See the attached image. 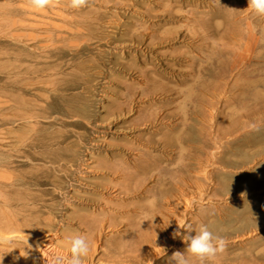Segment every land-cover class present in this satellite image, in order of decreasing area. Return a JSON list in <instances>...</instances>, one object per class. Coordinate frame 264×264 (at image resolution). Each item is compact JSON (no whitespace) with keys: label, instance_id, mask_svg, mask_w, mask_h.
I'll return each instance as SVG.
<instances>
[{"label":"rangeland","instance_id":"374dc122","mask_svg":"<svg viewBox=\"0 0 264 264\" xmlns=\"http://www.w3.org/2000/svg\"><path fill=\"white\" fill-rule=\"evenodd\" d=\"M19 4L28 7L26 0H0L2 86L6 58L41 62L34 57L40 52L7 46L6 10L26 22L40 23L27 14L53 21L60 29H21L61 33L77 49L49 59L56 65L52 85L30 125L15 118L14 106L0 110V237L8 242L0 245V264H47L29 243L46 233L68 249L73 232L87 236L88 264H174L173 253L187 247L185 224L193 236L203 224L228 241L208 264H264V17L246 11L248 0H88L79 10L59 0L42 16ZM240 52L247 57L231 74ZM188 152L201 164L189 169L192 178L180 172ZM156 235L161 242H153ZM138 239L148 251L162 248L143 261L124 251Z\"/></svg>","mask_w":264,"mask_h":264},{"label":"bare ground","instance_id":"6f19581e","mask_svg":"<svg viewBox=\"0 0 264 264\" xmlns=\"http://www.w3.org/2000/svg\"><path fill=\"white\" fill-rule=\"evenodd\" d=\"M24 1V0H23ZM19 6L20 8L22 9H29V11L31 10L33 13H37V14H41V16L43 15L44 11H40V12H37L35 11L34 9H32L31 7H26V5L24 4H19L17 5ZM16 7V6H15ZM16 9V8H15ZM11 9L10 10H6L4 11L3 13V22H2V29H3V36L5 39L8 40V43L7 46H9V43L11 44V42H14L15 44V50L20 52L21 50L23 51V47L22 46H25L28 50L29 49H32L34 51H37V52H40L38 54H36V59L38 60H41L40 64L37 63L34 64V65H25L22 61H20L19 58H16V61L15 63H12V62H8L7 58H6V62L4 64V69L6 70L5 72L7 73L8 77L5 78V81L3 82L4 83V86H1L2 87V92H1V99H0V110L3 109V108H9L10 109V106H14V109H15V118L17 119H20V120H23L24 122H26L28 125H30L31 121L33 119V117H35V119H37V113L35 112V106L38 105L41 100L40 98H42L43 94L45 95V93H43V91H45V89L47 88H51V85H52V75H53V72L55 71L54 67L56 66L55 63H53L51 60L52 57H54L55 55L59 54V49H67V50H74V49H77V46H75V42L74 41H71L70 39H67L68 37H62V35L60 34H56L55 37L52 36V32L50 31H47L45 32L46 34L42 37H39L37 35H34L33 33H25L23 32V30L21 29L23 26H26L27 28L30 27V28H33V27H36L37 24L38 25H50L52 28H56V29H60V27L58 26V24H55L53 21L50 22V21H45L41 18L37 19L35 18L33 15L31 14H27V15H23L24 17L23 18H26V19H31L32 21L35 20V21H38L40 23H35V22H26L25 20L23 19H14L12 16V13H11ZM26 11V10H25ZM52 12L55 14V11L52 10ZM32 13V14H33ZM23 14V13H22ZM36 14V15H37ZM18 15V14H17ZM43 18V17H42ZM61 22V21H60ZM63 22V21H62ZM87 23V22H86ZM24 28V27H23ZM78 28V27H77ZM40 29V28H39ZM45 29V28H44ZM36 30V29H35ZM52 31V29H50ZM27 32V31H26ZM64 32V31H63ZM190 40V39H189ZM29 41H31L32 43H34L33 46H29ZM191 42V41H190ZM200 45V43H199ZM194 46V45H193ZM14 48V46H13ZM250 50V46L247 44L245 46V50L244 52H248ZM78 51V50H77ZM33 53V51H31ZM76 52V51H75ZM9 53L8 52V49L6 48V52H5V56H9ZM21 53V52H20ZM19 53V54H20ZM31 55V54H30ZM75 53L72 54V56H74ZM237 56L232 58L231 60V63L228 65L229 66V72H231V74H233V71L234 69H238V64L237 62L239 61H242L243 60V54L240 52V53H237L236 54ZM27 56V55H26ZM59 56V55H58ZM42 57L43 59V62H42V59L40 58ZM247 57V56H246ZM246 57L244 58V60L246 59ZM40 58V59H39ZM209 59V58H208ZM25 60V59H24ZM211 63V62H210ZM224 72V70H223ZM2 81V80H1ZM215 86V85H214ZM54 87V86H53ZM217 89V87L215 88ZM50 90V89H49ZM42 91V92H41ZM49 94V93H48ZM0 95V96H1ZM48 96V95H47ZM209 97V96H208ZM43 99V98H42ZM50 99V98H49ZM40 102H39V101ZM39 103H38V102ZM46 101V100H45ZM45 101H42L45 103ZM50 101V100H49ZM207 103L209 105H211V100L208 99ZM48 106V105H46ZM13 108V107H12ZM41 109H44L42 107H40ZM49 108V107H47ZM46 108V110H47ZM11 110V109H10ZM37 110V109H36ZM192 110H194V107L192 108ZM12 111V110H11ZM51 113V112H50ZM42 114V113H41ZM188 114V113H186ZM165 115V114H164ZM13 116V117H14ZM39 116V115H38ZM47 116V115H46ZM12 117V116H11ZM41 117V116H40ZM208 117V116H206ZM1 118V117H0ZM39 118V117H38ZM43 118V117H42ZM152 118V117H151ZM189 118V117H188ZM14 119V118H13ZM34 119V120H35ZM57 119V118H55ZM10 118H2V125H6L8 123H10ZM33 120V121H34ZM59 120V119H58ZM32 121V122H33ZM50 121V120H49ZM184 121V120H183ZM16 122V121H15ZM17 122H20L17 120ZM16 122V123H17ZM53 122V121H52ZM67 122V121H66ZM251 122V121H250ZM30 123V124H29ZM210 123V122H209ZM13 124V123H12ZM11 124V125H12ZM48 124V123H47ZM16 125V124H15ZM57 125V124H56ZM60 125V124H59ZM211 125V124H209ZM61 126V125H60ZM6 127V126H5ZM32 126H30L31 128ZM10 128V127H9ZM20 128V127H19ZM36 128V127H35ZM33 128V129H35ZM67 128V127H66ZM72 129V128H71ZM70 129V130H71ZM145 129V128H144ZM14 130V129H13ZM44 130V129H43ZM46 130V129H45ZM62 130V129H61ZM225 130V129H224ZM2 131V130H1ZM8 131V130H7ZM21 131V130H20ZM28 131V130H26ZM31 131V130H30ZM202 134L204 133L205 134H208L206 133L205 130H202ZM3 132V131H2ZM1 132V134H2ZM33 132V131H32ZM43 132V131H42ZM45 132V131H44ZM52 132V130H51ZM224 132V131H223ZM227 132V131H226ZM9 133V131H8ZM41 133V132H40ZM64 133V132H63ZM0 134V135H1ZM24 133H20V135ZM29 134V133H28ZM33 134V133H32ZM34 134H36L34 132ZM42 134V133H41ZM40 134V135H41ZM3 135V134H2ZM9 135V134H8ZM201 135V134H200ZM13 136V135H11ZM19 136V135H18ZM25 136V135H24ZM30 136V135H29ZM225 136V135H224ZM224 136H223V133L222 131H217L216 129V137H218V139L221 141V139H224ZM23 138V136H21ZM19 138V137H16L18 138L17 140V143H22L23 139L22 138ZM39 137V136H38ZM52 137V136H50ZM202 137V136H200ZM13 138V137H11ZM32 138V137H31ZM36 140H37V137H35ZM203 138V137H202ZM206 138V137H205ZM232 138V137H231ZM65 139V138H64ZM73 139V138H72ZM76 139V138H75ZM15 139H13L12 141H14ZM54 140V139H53ZM11 141V142H12ZM28 141V139H27ZM34 141V140H33ZM40 141V140H39ZM227 141V140H226ZM5 142V141H4ZM219 142V141H218ZM29 143V142H28ZM56 143V142H55ZM13 144V143H12ZM37 144V143H35ZM210 144V143H209ZM16 145V144H15ZM28 145V144H27ZM26 145V146H27ZM64 146V145H63ZM7 147L9 148V145H7ZM14 147V146H13ZM22 147V146H21ZM24 147V146H23ZM33 147V146H32ZM222 147V146H221ZM7 148V149H8ZM30 148V147H29ZM41 148V147H40ZM17 149H20L17 148ZM23 149V148H22ZM180 149V148H179ZM11 150H12V147H11ZM49 150V148H48ZM56 150V149H55ZM8 151V150H7ZM6 151V152H7ZM214 151V150H213ZM69 152V151H68ZM216 152V151H215ZM201 151L198 152V154L200 155ZM209 153V152H208ZM190 152L186 153L185 156L186 158H184V161H181L180 163V172L181 173H185L186 176H188L189 178H192V176L189 174V169L191 167L195 168L196 170H198V168L201 167V164L199 162V156L197 155V157H190ZM215 155V154H214ZM11 156V155H10ZM206 156V155H205ZM213 156V152H210L208 156L205 157L204 161L206 162V166L204 168V173H205V176L210 179V165L211 162H210V158H213L211 157ZM138 159V158H137ZM186 159V160H185ZM37 160V159H36ZM214 160V159H213ZM202 161V160H201ZM37 163V162H36ZM76 165V164H75ZM219 166V165H218ZM210 168V169H209ZM203 169V168H202ZM12 172V171H11ZM14 173V172H13ZM193 173V172H192ZM213 178V177H212ZM157 179V178H156ZM213 183V182H212ZM13 184V183H12ZM189 184V183H188ZM187 184V186H188ZM191 184V183H190ZM5 185V184H4ZM179 186V185H178ZM177 187V186H176ZM189 187V186H188ZM191 187V185H190ZM201 188V187H200ZM178 189V188H177ZM184 192V190L182 191ZM180 193V192H179ZM184 194V193H183ZM179 197V196H178ZM175 200V199H174ZM168 201V200H167ZM169 202V201H168ZM174 203V202H173ZM179 203L178 200H176V203L177 204ZM170 204V203H169ZM168 205V204H167ZM171 207V206H169ZM171 211V210H169ZM186 212V211H185ZM188 212V211H187ZM189 214V213H188ZM162 216H160L161 218ZM202 218V216H201ZM146 219V218H145ZM137 223V222H136ZM141 223V222H140ZM150 223V222H149ZM163 223H166V219L163 220ZM146 224V223H145ZM150 225V224H148ZM154 226V224H153ZM156 226V225H155ZM147 227V226H146ZM157 227V226H156ZM136 228H140V227H136ZM145 228V227H144ZM141 229V233H143L142 230L145 231V229ZM148 229V227H147ZM146 229V230H147ZM160 229V228H159ZM150 230V229H148ZM154 230H157V229H154ZM166 230V229H164ZM162 231V230H161ZM173 231V230H172ZM136 233V232H135ZM134 233V234H135ZM159 233V232H157ZM164 233V232H163ZM170 233V232H169ZM137 234V233H136ZM152 234V233H151ZM155 234V232H154ZM172 234V233H170ZM169 234V235H170ZM43 235V234H42ZM144 235V233H143ZM165 235V234H164ZM163 235V236H164ZM167 235V234H166ZM138 236V235H137ZM147 236H149L147 234ZM171 237L173 235H170ZM132 237V235H131ZM152 237V236H150ZM159 236H155V238L153 239V242L154 243H157L158 242V239ZM168 237V236H167ZM12 238H19L17 235H12ZM149 238V237H148ZM170 238V237H169ZM23 239V238H22ZM57 239V238H56ZM24 240V239H23ZM135 240V239H134ZM145 240L146 239H138L137 241H135V243H133L131 246L129 244L128 247H126L124 249V251H127L128 249L129 250H135L137 251V254L139 256V258L141 257V259L143 261L147 260V257L151 258V257H154L155 256V252H158L161 248H157L155 247L154 250L151 249L149 252L146 247H145ZM161 240V237L159 239V241ZM180 240V239H179ZM25 241V240H24ZM23 241V242H24ZM58 241V239H57ZM152 241V240H151ZM176 241V239H175ZM161 242V241H160ZM179 242V241H178ZM128 243V242H127ZM151 243V242H150ZM184 243V242H183ZM27 244V243H26ZM31 248H32V251H33V254L36 256V258H38V260H40L42 263H47L50 261L51 257L56 255L57 253H64V254H68L67 253V249L66 248H63V247H59L57 246V242H55V236L54 235H49V234H46L43 235L41 238L39 239H35L34 241L30 242L29 243ZM59 244V243H58ZM125 244V243H124ZM163 244V243H162ZM166 244V243H165ZM128 245V244H127ZM126 245V246H127ZM158 245V244H157ZM27 246V245H26ZM66 246V245H65ZM149 246V245H147ZM233 246V245H232ZM236 246V245H235ZM38 247H39V250H38ZM125 247V246H124ZM123 247V248H124ZM164 247V246H163ZM151 248V247H150ZM235 249V248H234ZM245 249V248H244ZM170 251V250H169ZM122 252V251H121ZM145 252H146V255H145ZM164 252V251H163ZM120 253V252H119ZM121 254V253H120ZM120 254H119V257H120ZM238 254V253H237ZM128 255V254H127ZM123 256V255H122ZM126 257V256H124ZM129 257V256H128ZM131 257V255H130ZM92 258V257H91ZM134 258V257H132ZM137 259V258H136ZM158 259V258H157ZM88 260V259H87ZM120 260V259H119ZM119 260H117L119 262ZM122 261V260H121ZM129 261V260H128ZM149 261V259H148ZM127 262V261H126ZM5 263V262H4ZM90 264H93V262L91 263V261L89 262ZM97 263V262H96ZM100 263V262H99ZM125 263V262H124ZM128 263V262H127ZM147 263V262H146ZM85 264H88L85 260ZM111 264V263H110ZM130 264V263H128Z\"/></svg>","mask_w":264,"mask_h":264},{"label":"clouds","instance_id":"9594fccd","mask_svg":"<svg viewBox=\"0 0 264 264\" xmlns=\"http://www.w3.org/2000/svg\"><path fill=\"white\" fill-rule=\"evenodd\" d=\"M26 3L35 11L40 12L59 3V0H26ZM87 4L88 0H68V5L75 10L82 9ZM246 11H250L258 17H264V0H248ZM241 195L245 194L242 193ZM146 203L150 208H154L156 200L153 198ZM183 229H185L187 234L183 235L182 239L187 244V247L183 253L180 251L173 253L171 261L174 264H208V262L215 261L219 255L227 250L228 241L222 236L214 235L207 225H200L194 236L191 235L193 232L191 224H185ZM180 236L181 233L179 231L173 233V239ZM5 243L8 242L0 237V245ZM67 243L69 245L68 254L57 253L51 257L48 264H85V258L88 257L90 252L87 236L83 233L73 232L67 237ZM260 251L264 252V249ZM257 254L259 255L260 253L258 252ZM27 255L28 253L26 252L25 257ZM150 264H152L151 261Z\"/></svg>","mask_w":264,"mask_h":264}]
</instances>
